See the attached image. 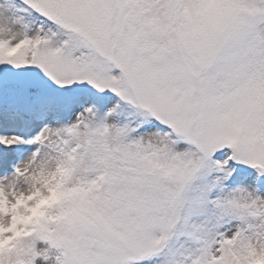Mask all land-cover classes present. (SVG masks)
<instances>
[{
  "label": "snow or ice",
  "instance_id": "obj_1",
  "mask_svg": "<svg viewBox=\"0 0 264 264\" xmlns=\"http://www.w3.org/2000/svg\"><path fill=\"white\" fill-rule=\"evenodd\" d=\"M0 264H264V0H0Z\"/></svg>",
  "mask_w": 264,
  "mask_h": 264
}]
</instances>
